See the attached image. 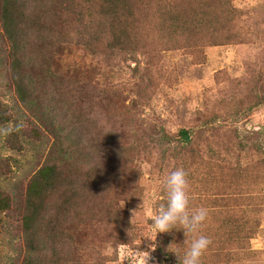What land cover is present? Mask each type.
Segmentation results:
<instances>
[{
    "label": "rangeland",
    "instance_id": "rangeland-1",
    "mask_svg": "<svg viewBox=\"0 0 264 264\" xmlns=\"http://www.w3.org/2000/svg\"><path fill=\"white\" fill-rule=\"evenodd\" d=\"M33 1L38 7L41 5L42 9L57 13L58 17L67 15L69 10L71 20L84 7L82 0ZM232 5V14L236 18L232 27L238 39L225 44L210 43L215 32L208 25L212 24L210 18L215 15L206 12V8H197L192 2L184 5V20L188 22L192 11H196L203 14L199 24L194 27L195 23L189 25L179 21L182 29L179 33L173 30L172 36L174 40L182 39L168 47H160L154 28L143 31L141 36L146 42L154 44L143 51L146 55L136 51L117 56L105 48L104 53L99 54L102 58L97 59L86 48L76 25L79 34H75V30L65 35L70 47L67 52L61 51L58 42L48 44L52 51V70H58L62 63L63 69L58 70L59 73L65 67L75 65L82 67V75L86 76L94 72L98 63L104 67L105 61L110 64L109 69H113L112 74L105 73L111 74L109 81H97V76L95 86L78 88L79 92L72 97L67 94L60 98L55 90H49L50 95H54L49 98L52 102L49 107L53 109L51 114L61 122L67 114H74L72 117L77 125L81 124L72 131L74 140L79 136L88 140L111 130L116 133L118 140L111 141L115 153L109 169L119 171V178L110 179L109 176L112 185L109 184L114 190L128 189L130 200L121 197L123 199L117 203L126 208L127 220L134 226L136 234L135 237L128 235L132 239L126 245L117 239L118 235L127 234V227L120 219L122 226L119 228L108 223L114 219L108 202L110 195L88 201L90 212L87 215L93 218V225L83 229L79 222H89L83 216L87 211L86 202L76 207L68 206L61 204L59 194H52L45 200L48 214L40 232L41 235L47 232L54 237L57 235L62 243L73 238L76 245L82 244L86 249L83 254L78 250L69 251L65 245L60 248L70 254V260L94 264L97 255L90 250L94 247L100 255V264H143L147 252L149 264H175L173 260L165 262L159 255L157 235L151 229L150 218L161 204H165L162 196L166 194V177L175 168L183 167L189 173L191 207L209 209L202 230L213 243L203 257V264H264V0H234ZM175 13L171 11L170 15ZM230 17L228 14L221 20L226 22ZM188 25L193 31L189 32L192 28L188 32L185 30ZM168 29L169 32L172 30ZM188 37L195 39L188 41ZM55 38L59 39L58 36ZM26 43V55L34 63L47 61V58H41L40 45L35 51L32 42ZM10 48L0 25V106L10 118L0 127L24 125L20 131L13 132L18 135L22 150L11 149L7 143L8 135H0V191L13 198L11 208L0 214V264H22L27 256L26 231L23 229L24 216L28 214L26 188L33 173L49 157L54 139L48 128L40 132L41 139L32 138L31 129L41 130L42 123L16 94L9 69ZM63 75H67L65 70ZM105 81L125 83L122 88H117L120 90L109 92L119 91L121 95L114 94L115 99L111 95L109 101H102L99 96L102 90H97V86L102 89ZM139 82L145 90H137ZM150 125L159 127L157 130L163 126L171 134L182 129L195 132V147L204 150L207 166L195 165L186 150L182 152V164L161 158V150L152 147L150 141L139 147L136 159L132 158L125 148L134 152V142L120 137L121 132L141 130L146 133ZM201 126L208 129L199 131ZM231 147L229 153L227 148ZM167 151L170 154L172 150ZM215 158L224 162L219 170L212 165ZM164 161L167 163L163 164ZM236 165H240L244 173L240 171L237 175L233 170ZM209 177L218 183L211 181L206 185ZM95 195L100 198L101 192ZM241 223L252 227L254 235L245 242L228 243V228ZM183 232L162 245L174 256L183 253L186 247ZM152 245H155L154 249Z\"/></svg>",
    "mask_w": 264,
    "mask_h": 264
},
{
    "label": "trees",
    "instance_id": "trees-1",
    "mask_svg": "<svg viewBox=\"0 0 264 264\" xmlns=\"http://www.w3.org/2000/svg\"><path fill=\"white\" fill-rule=\"evenodd\" d=\"M73 1V0H71ZM84 7L82 10L75 14L72 20L69 18V10L67 15L58 17L57 13H52L51 10L42 9L43 6L35 4L33 0H0V25L4 36L9 40L11 48L9 51V69L12 79V84L18 98L27 106L30 107L32 112L35 113V117L42 123L41 130L31 129L33 133V139H41L42 129L48 128L52 138L54 139L51 145V151L49 157L40 167L33 173L28 182L25 201L28 209V214L24 216L23 229L26 231L25 248L27 256L24 258L22 264H85L82 260L75 259L70 260V254L63 252L62 246L65 245L68 250H78L80 254L86 250L82 244L76 245L73 238H69L68 241L62 243V240L54 237L53 234L46 235L40 232V227L46 220L48 214V208L45 204V200L52 194H59L61 196V204L76 207L81 202H86L87 211L83 216L89 222H79L83 229L91 227L93 224V218L87 215L90 212L88 207V201L93 199H101L104 194L110 195L108 200L110 209L113 210L114 219L108 221L109 224L115 225L116 228L121 227V223L126 226L125 232L122 236L118 235L122 245L129 243L128 235L135 237L134 226L130 224L126 208L117 203L119 200L125 197L126 200H130L131 196L127 194L129 191L126 187L114 190L109 181L113 177H118L117 170L109 169L110 163L114 161V147L111 143L113 140H118L116 133L110 131L106 134L97 135V137L89 138L85 140L81 136L74 140L71 135L73 130L81 125L75 122L72 116L67 114L63 119V122L57 120L55 116L51 114L49 107L50 91L55 90L60 98L65 95L76 94L78 88H84L88 85L95 86V80L99 76L98 80H110L113 72L109 69L110 64L105 61V66L101 67L100 63L94 68V72L83 76L82 67L69 65L65 67L67 75H63V72L58 70L63 69L62 63L58 65V70H52L50 64L52 58V51L48 47V44L52 42H58L62 52H67L70 47L65 41V35L74 33L76 30L75 25L81 32V37L85 41L86 48L90 51V54L97 59L102 58L99 54L104 53L105 48L117 53L133 54L136 51L142 52L150 45L146 42L145 38L141 36L145 30L153 31L158 36V44L162 46H170L171 44L179 43L181 37L177 40L172 36V31L182 29V26L178 24L179 21L185 24L197 26L201 21L203 14L192 11V15L189 17V21L184 20L186 14L182 13L186 2L196 3L197 8H206V12L211 13L213 16L211 19L212 24L208 27H212L214 34L210 37L212 45L225 44L228 42H234L238 39V36L234 33V0H82ZM29 5L31 9L29 8ZM60 8V6H58ZM68 9V6H66ZM222 10H219V8ZM171 11L176 12L172 16ZM231 16L229 20L223 22L221 19H225L224 16ZM221 21V22H220ZM75 23V24H74ZM188 25L185 30L188 32L192 27ZM72 27V28H71ZM168 28H172L169 32ZM67 30V31H66ZM79 30H76L75 34H79ZM193 31V28L189 31ZM242 31V30H241ZM225 32V35H218V33ZM239 33V37H240ZM55 36L59 39L56 40ZM195 38L188 37V41H194ZM33 43L32 48L36 51L40 45L42 59L34 63L25 52L27 43ZM183 41V40H182ZM100 49H98V48ZM174 47V46H171ZM102 50V51H101ZM150 60V57L148 58ZM108 63V64H107ZM147 69V73H148ZM111 73V74H105ZM58 76H57V75ZM65 80H62L64 79ZM82 79L84 80L81 83ZM98 85V83H97ZM125 83L121 82H109L105 81V86L97 90H102L99 93L102 101H109L108 99H115V95L120 96L119 91H115L112 94L109 92L113 90H120ZM137 87V86H136ZM140 82L137 90H145ZM48 90V91H44ZM84 91V90H81ZM56 95V94H55ZM102 95V96H101ZM74 100V98H72ZM10 118L8 117L4 108L0 106V125L6 124ZM157 126L150 125L146 133L139 130L132 132L123 131L120 134L122 138H130L133 140V151L127 147L126 152L131 153L132 158L138 157L139 147L146 145L150 141L152 147L159 148L161 151V158H167L168 161L173 159L175 162L183 163V151L186 150L190 156L194 159L195 165L198 167L206 164L205 152L200 147H195V132H190L187 129H182L177 134L169 133L165 127L161 126L160 130H157ZM208 129L206 126L198 128L199 131ZM8 146L11 149L22 150L23 146L18 139L16 133L8 135ZM253 147V146H252ZM171 148L169 154L167 149ZM229 153L232 152V147L227 148ZM263 162V161H262ZM167 162L164 161L163 164ZM224 163L222 160L216 159L213 162L214 167H221ZM228 163V162H226ZM226 165V164H225ZM209 167V166H208ZM237 168H233L238 175L241 171L244 173V169L240 165H236ZM106 168V169H105ZM246 168V167H245ZM100 173L103 174L100 175ZM107 174V175H106ZM109 174V175H108ZM78 177H77V176ZM209 181L218 183L217 180L209 177ZM110 183V184H109ZM84 186L86 189H84ZM101 197L96 198L95 193H100ZM119 197V199H117ZM164 203H166L167 196H163ZM117 199V201H116ZM13 203V198L7 195L5 192L0 191V214L7 212ZM245 212L242 214L245 216ZM125 217L122 218V217ZM247 217V216H246ZM117 220V221H116ZM1 224V219H0ZM228 228V227H227ZM227 232V242L241 243L249 240L254 235V229L247 227L246 223H241L235 227L230 226ZM184 230H181V233ZM179 229H172L167 233L157 234L158 252L165 262L173 260L175 264H178L177 255L174 256L173 252L162 245H166L173 239L174 235L179 236L181 234ZM182 238L186 239L185 232H183ZM59 243V244H58ZM66 243V244H64ZM116 243V242H114ZM58 245L60 246L58 248ZM69 246V247H68ZM93 254L96 256V262L94 264H100V255L94 251V247L90 248ZM83 256V255H82ZM81 256V257H82Z\"/></svg>",
    "mask_w": 264,
    "mask_h": 264
},
{
    "label": "clouds",
    "instance_id": "clouds-1",
    "mask_svg": "<svg viewBox=\"0 0 264 264\" xmlns=\"http://www.w3.org/2000/svg\"><path fill=\"white\" fill-rule=\"evenodd\" d=\"M23 127L22 123L0 127V135H10ZM164 189L167 200L151 215L152 231L157 235L170 232L174 228L183 229L186 247L182 255L176 254L178 264H203V257L213 243L202 230L208 219L209 209L204 206L191 207L189 173L183 167H177L168 174L164 181ZM151 247L154 249L155 245ZM149 259L147 252L143 256V264H149Z\"/></svg>",
    "mask_w": 264,
    "mask_h": 264
}]
</instances>
